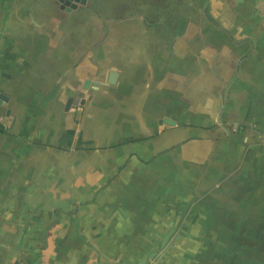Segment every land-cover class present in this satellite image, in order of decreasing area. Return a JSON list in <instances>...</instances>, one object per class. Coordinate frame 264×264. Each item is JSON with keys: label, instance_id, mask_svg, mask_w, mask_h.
I'll return each mask as SVG.
<instances>
[{"label": "crops", "instance_id": "0c3cea01", "mask_svg": "<svg viewBox=\"0 0 264 264\" xmlns=\"http://www.w3.org/2000/svg\"><path fill=\"white\" fill-rule=\"evenodd\" d=\"M0 92L1 158L109 180L83 213L2 209L0 264H206L230 159L264 184V0H0Z\"/></svg>", "mask_w": 264, "mask_h": 264}, {"label": "rangeland", "instance_id": "374dc122", "mask_svg": "<svg viewBox=\"0 0 264 264\" xmlns=\"http://www.w3.org/2000/svg\"><path fill=\"white\" fill-rule=\"evenodd\" d=\"M9 107L7 103L0 99V119L7 118H5V111L7 108L10 111L11 108ZM2 134L4 137L12 136L11 129L9 127L0 129V138ZM0 147L2 149L3 146L0 145ZM244 157H242L243 160ZM14 160H18L19 163L23 162V164H26V162L30 165L35 163V167L29 171L28 164H26L20 170H17L18 163L11 162V159L9 163L6 157L2 156L1 158L0 155V185L2 184L0 187V202L4 198L6 199L4 208L0 206V213L3 209L5 215L29 211L33 213L38 203H42L40 206L43 212H48L49 206L55 204L54 211L56 213L63 211L70 215L79 214L83 211L86 212L85 210L88 209L86 202L90 199L99 195H106L109 180L106 179L103 183L88 181L85 177H90L91 174L80 173L78 169L80 165H76V161L72 158H68L67 161L61 163L59 157L55 158L46 154L35 159V162L28 157H17ZM240 160L239 156L230 159L231 164L225 175V182L220 184L221 190L214 189V191H211L216 193L214 195L225 198L227 202L226 205L222 206L224 207L222 219L225 218V214L227 216L225 237L227 240L224 238L223 233L222 238H205L211 239L213 242L217 241L218 244L222 240V247L226 246L227 251L222 250L220 253L219 246L216 247L210 242L212 249H208L204 253L206 264H220L219 260H221V264H264V184H254L256 179L251 172L250 164H243ZM44 161L48 164H43ZM240 170L243 171V175ZM242 176L246 178L243 179ZM239 177L241 178V184H239ZM236 179L238 184H234ZM58 184L61 185L57 186ZM80 184H106V186L105 188L104 185L101 188H88L82 187ZM19 185L27 186L23 190L24 194L22 196H19ZM202 187L210 188L211 185L205 184ZM201 191L202 189L198 190L196 195L213 196ZM59 198L61 200H57ZM18 201L19 205L17 206ZM226 207L227 213H225ZM204 235V233H201L197 238L205 240Z\"/></svg>", "mask_w": 264, "mask_h": 264}, {"label": "water", "instance_id": "95a60500", "mask_svg": "<svg viewBox=\"0 0 264 264\" xmlns=\"http://www.w3.org/2000/svg\"><path fill=\"white\" fill-rule=\"evenodd\" d=\"M87 83H88V82L86 81V82L84 83V86H86ZM0 99H2V100H4V101H7V97H5V96L2 95V94H0ZM70 104H71V100H68L67 103H66V106H65V110H66V111L69 109ZM162 122L167 123V124H170V125L173 124V122H172L171 120H169V119H163Z\"/></svg>", "mask_w": 264, "mask_h": 264}]
</instances>
